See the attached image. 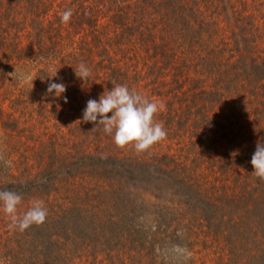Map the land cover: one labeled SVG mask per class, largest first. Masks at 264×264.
I'll use <instances>...</instances> for the list:
<instances>
[{
  "label": "trees",
  "instance_id": "1",
  "mask_svg": "<svg viewBox=\"0 0 264 264\" xmlns=\"http://www.w3.org/2000/svg\"><path fill=\"white\" fill-rule=\"evenodd\" d=\"M261 16L264 0H0V191L22 196L20 213L35 199L48 209L24 231L4 215L0 264H194L201 241L232 264H264V179L240 161L210 190L198 173L207 158L189 155L264 96ZM49 77L68 85L67 103L47 94ZM116 84L163 102V140L178 127L189 152L121 147L93 122L70 139L87 101ZM61 127L63 146L49 135Z\"/></svg>",
  "mask_w": 264,
  "mask_h": 264
},
{
  "label": "clouds",
  "instance_id": "2",
  "mask_svg": "<svg viewBox=\"0 0 264 264\" xmlns=\"http://www.w3.org/2000/svg\"><path fill=\"white\" fill-rule=\"evenodd\" d=\"M61 22L68 23L73 16V10L68 8L61 14ZM78 79L85 82L92 78V69L86 63H80L74 68ZM57 75V72L54 76ZM49 77L46 92L57 98H62L65 103L68 97L65 95L68 85L65 82H56ZM163 102L151 100L137 91L131 90L127 85L116 84L107 92H103L99 99H89L83 109L82 120L93 122L96 127L103 126L106 134L112 135L118 146L134 145L137 152L149 149L155 143L167 137V131L161 122L155 121L158 112L164 109ZM111 113L109 116L108 114ZM251 164L257 177L264 179V143L257 142L256 150L251 158ZM22 196L15 191H0V207L6 216L10 218V228L24 231L32 225H41L46 221L48 209L44 203L35 199L31 206L20 213L19 206ZM177 255H184L186 249L176 247Z\"/></svg>",
  "mask_w": 264,
  "mask_h": 264
},
{
  "label": "rangeland",
  "instance_id": "3",
  "mask_svg": "<svg viewBox=\"0 0 264 264\" xmlns=\"http://www.w3.org/2000/svg\"><path fill=\"white\" fill-rule=\"evenodd\" d=\"M263 17L264 16H261V19H263ZM260 24L264 26L261 22ZM174 91H176V89L173 87V93H175ZM178 91L179 90H177L176 92ZM249 96H251L250 93H249ZM80 102L84 103L85 101L81 98ZM244 102H247L246 103L247 105L239 106L238 110H233V112L236 114V117H234V119L232 120L234 126H232L231 128L229 127L228 129H222L217 135L211 134V139H213L212 143H207V145H204L203 147L204 149L202 148L201 151L200 149L203 145L201 146L198 145L195 151L191 149L192 145L187 144L188 139L183 140V138L185 137H182V135L184 134L179 133L178 127H176L177 137L176 135H174L173 139H170L173 141L161 140L157 142L156 143V145L158 146L157 148L162 149V150H168L167 148L172 147L173 152L181 154V155L187 154L189 150L191 149L189 152V155L191 157H195V154L198 155V152H200L198 157H201V158L206 157L208 159V161L207 159L199 160V163L201 162L203 163L201 166V169L198 170V173L200 176V182L204 184L206 183L210 190H211L210 187H212V185H214V187L217 186V188H219V191L222 192L224 188H221L220 181L223 179L231 181L233 179L231 172L227 174L224 170L231 168V165L236 164L237 162L241 161L243 165H246L245 167L246 170L250 169L253 172L254 168L251 164V158H252V155L254 154L253 150L256 148L258 141L261 143H264V118L261 117V114H258L257 112H255V110H258V108H260V106H262V110H263L262 112H264V96L262 94H258L256 100L246 99ZM1 103L3 104L4 102H2V97L0 95V104ZM4 107L6 109L8 108L7 103H4ZM76 107H77L76 105H73V107L69 109L68 111L69 115L75 116L74 109ZM75 120H79V119L74 117L72 119V122H74ZM224 121H226V119H224ZM86 124L87 122H83L82 120H80L77 122L78 127H75L74 123H72L71 132H68L69 138L74 141L78 140L79 134H81L83 130L82 128H84V125ZM226 125L228 126V124ZM37 127L39 130H41L39 125ZM64 128L65 127H61L59 130L53 129L52 131H50V134H49L54 139L52 134L56 132L54 136H56L55 137L57 138L56 142L60 146H63V143L67 142L66 137L62 135L63 132L66 131V129ZM91 131L92 129H89V133ZM211 139H207V140H209L210 142ZM12 140H13V137H12ZM16 141H17V138L16 139L14 138V141H11V142H16ZM31 143L33 144V142ZM208 146H209V149H208ZM3 147L5 146L3 144H0V148H3ZM18 152L19 151L17 149V153ZM222 170L225 174H223ZM225 186L226 188H228L227 181H225ZM20 208L24 210L26 206L21 205ZM4 215L5 213L2 211V207H0V229L3 226H6L5 223H3ZM203 242L204 241L198 242V244L195 245V248L193 251L194 258H195L194 264H232V262H229V256L225 254V252L223 251L220 245L219 246H216L215 244L211 245L209 242H206L208 243L206 244L207 246H203L202 245ZM238 246H239V242L237 243V248ZM242 247L243 245L239 247L240 253H238V256L239 254H241ZM234 250L235 249H233V251ZM174 253L175 252H173V254ZM114 258L116 259L115 256ZM174 259L177 263V259L176 258ZM78 264H83V261L82 260L78 261ZM95 264H99V263L96 262Z\"/></svg>",
  "mask_w": 264,
  "mask_h": 264
}]
</instances>
